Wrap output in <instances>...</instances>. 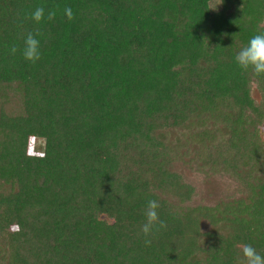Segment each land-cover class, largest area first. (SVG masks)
Masks as SVG:
<instances>
[{"label":"trees","instance_id":"trees-1","mask_svg":"<svg viewBox=\"0 0 264 264\" xmlns=\"http://www.w3.org/2000/svg\"><path fill=\"white\" fill-rule=\"evenodd\" d=\"M214 1L0 0V264L264 256V76L234 59L264 33V0ZM37 7L55 18L36 23ZM30 32L36 63L21 54ZM186 162L234 192L188 205ZM148 200L167 225L150 246Z\"/></svg>","mask_w":264,"mask_h":264},{"label":"clouds","instance_id":"clouds-1","mask_svg":"<svg viewBox=\"0 0 264 264\" xmlns=\"http://www.w3.org/2000/svg\"><path fill=\"white\" fill-rule=\"evenodd\" d=\"M221 4V3H219ZM218 4V5H219ZM210 7L209 9H216L217 6ZM65 15L69 20L73 19V13L71 8H65ZM56 16V11L50 9L45 17V9L43 7H37L31 14L30 18L36 23H40L45 18L49 21L53 20ZM40 35L37 32L28 33L23 41V48L21 54L23 58L32 63H36L41 58L40 40L37 38ZM13 53L17 52L15 46L12 47ZM235 63L242 72H251L255 77L264 76V33L256 34L250 38L247 45L242 47L235 55ZM160 204L156 200H148L144 208V223L141 225L140 232L144 236V243L150 246L152 241L149 237L154 231L166 228V222L159 219L157 209ZM242 259L239 264H264V256L260 255L256 249L246 244L241 249Z\"/></svg>","mask_w":264,"mask_h":264},{"label":"rangeland","instance_id":"rangeland-1","mask_svg":"<svg viewBox=\"0 0 264 264\" xmlns=\"http://www.w3.org/2000/svg\"><path fill=\"white\" fill-rule=\"evenodd\" d=\"M219 4V0L214 1L211 6L214 7ZM219 6V5H218ZM262 91L253 86L252 96L262 101ZM261 98V99H260ZM260 130V140H264V123ZM34 146L38 140L31 139ZM39 144H41L39 142ZM176 169L183 174L184 180L194 187V194L188 205L196 204H213L219 197L234 192L237 182L228 174H222L218 171L206 172L203 168L198 167L194 163L178 164Z\"/></svg>","mask_w":264,"mask_h":264}]
</instances>
